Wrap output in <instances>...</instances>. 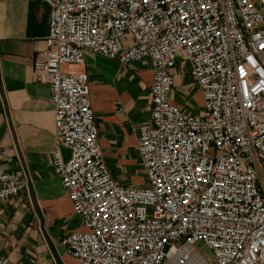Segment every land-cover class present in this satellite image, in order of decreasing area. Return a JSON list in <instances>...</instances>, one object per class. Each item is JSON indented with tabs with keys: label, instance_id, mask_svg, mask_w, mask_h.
<instances>
[{
	"label": "built area",
	"instance_id": "built-area-1",
	"mask_svg": "<svg viewBox=\"0 0 264 264\" xmlns=\"http://www.w3.org/2000/svg\"><path fill=\"white\" fill-rule=\"evenodd\" d=\"M46 1L33 71L50 85L57 142L70 150L68 160L54 152L53 168L83 226L64 238L66 253L80 264H264V13L251 0ZM86 50L150 62L137 143L146 186L112 177L89 76L61 69ZM179 59L202 93L199 114L170 101ZM25 188L19 172L0 171V205Z\"/></svg>",
	"mask_w": 264,
	"mask_h": 264
},
{
	"label": "crops",
	"instance_id": "crops-1",
	"mask_svg": "<svg viewBox=\"0 0 264 264\" xmlns=\"http://www.w3.org/2000/svg\"><path fill=\"white\" fill-rule=\"evenodd\" d=\"M251 1L264 13V0ZM50 14L46 0H0V171L19 172L26 184L0 205V256L9 264H80L63 240L83 226L53 168L54 152L68 160L70 150L57 142L50 85L33 71L36 52L46 49ZM84 59L61 69L89 76L104 162L121 183L146 186L137 143L152 108L150 62L125 65L88 50ZM189 70L181 59L173 67L170 101L199 114L203 97Z\"/></svg>",
	"mask_w": 264,
	"mask_h": 264
},
{
	"label": "rangeland",
	"instance_id": "rangeland-1",
	"mask_svg": "<svg viewBox=\"0 0 264 264\" xmlns=\"http://www.w3.org/2000/svg\"><path fill=\"white\" fill-rule=\"evenodd\" d=\"M198 250L199 252L207 259H209L211 257V252L204 246L202 245H198Z\"/></svg>",
	"mask_w": 264,
	"mask_h": 264
}]
</instances>
